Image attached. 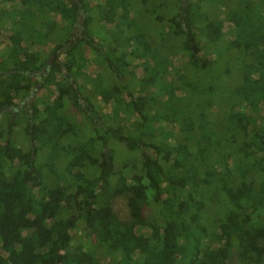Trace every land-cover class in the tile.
Segmentation results:
<instances>
[{
    "label": "trees",
    "instance_id": "trees-1",
    "mask_svg": "<svg viewBox=\"0 0 264 264\" xmlns=\"http://www.w3.org/2000/svg\"><path fill=\"white\" fill-rule=\"evenodd\" d=\"M0 264H264V0H0Z\"/></svg>",
    "mask_w": 264,
    "mask_h": 264
},
{
    "label": "rangeland",
    "instance_id": "rangeland-1",
    "mask_svg": "<svg viewBox=\"0 0 264 264\" xmlns=\"http://www.w3.org/2000/svg\"><path fill=\"white\" fill-rule=\"evenodd\" d=\"M139 2V1H138ZM138 2H135V3H138ZM156 4H159V1H155V2H152L150 3V6H154ZM150 13H148L147 15H145L144 18H146V22L147 24H149L151 22V18H150ZM100 32V31H99ZM103 33V32H102ZM102 33H100V36H103ZM99 39V37H98ZM62 58V56H61ZM183 61V60H182ZM96 102V104H98V97H96V99L94 100ZM112 208H113V211H115V213L117 214V216L120 218V219H123L125 216H126V209H125V204L123 202V200L121 199H116L115 201H113L112 203Z\"/></svg>",
    "mask_w": 264,
    "mask_h": 264
}]
</instances>
